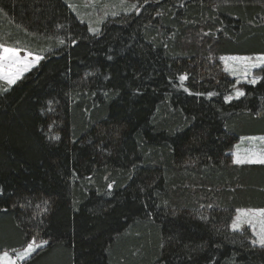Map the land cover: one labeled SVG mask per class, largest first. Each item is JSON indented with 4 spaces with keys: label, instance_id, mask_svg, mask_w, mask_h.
<instances>
[{
    "label": "trees",
    "instance_id": "obj_1",
    "mask_svg": "<svg viewBox=\"0 0 264 264\" xmlns=\"http://www.w3.org/2000/svg\"><path fill=\"white\" fill-rule=\"evenodd\" d=\"M122 2L92 34L64 0H0V45L41 57L0 81V254L35 240L20 264H264L232 228L264 209V165L230 154L264 136V67L240 84L219 60L264 56V0Z\"/></svg>",
    "mask_w": 264,
    "mask_h": 264
},
{
    "label": "snow or ice",
    "instance_id": "obj_2",
    "mask_svg": "<svg viewBox=\"0 0 264 264\" xmlns=\"http://www.w3.org/2000/svg\"><path fill=\"white\" fill-rule=\"evenodd\" d=\"M91 31H97L94 29H90ZM63 43V41H61ZM20 49L16 48H9L5 47L3 45H0V80H4L7 82L8 85H13L17 82V80L20 78L22 71H26L28 67L30 66L27 61L29 56H31V53H26L23 59L20 57ZM41 59V57L36 56L34 57L33 63L38 62ZM221 59H225L224 57H221ZM228 59L239 61L244 64V75L247 77L251 75V69L260 67L261 65H264V56H257L255 60H253L252 57H230ZM23 65V68L20 66ZM186 77L181 76L180 80L183 81ZM260 79L259 77H254L248 82L251 84H255L257 80ZM209 95H212L209 93ZM244 92L237 90L236 91V97L243 96ZM232 96H226L225 101L231 100ZM55 139V137H53ZM261 140H264V137L260 138ZM245 160L236 159L234 160V163L240 164L245 163ZM248 163H260L264 164V157H257L255 159H248ZM112 186L109 185V188ZM257 216H259L261 219H259V224L261 225L260 231L256 233L257 239L253 240L252 243L254 245L259 244L261 247H264V209H258V210H238L237 216L235 220L233 221L232 228L234 230H237L241 227V225L247 224L249 226L253 227V231L255 232V225L257 223ZM47 241H41L40 243H37L35 240L32 242H29L26 246V248L22 252H18L16 254V258L20 260H24L26 258H29L31 254L36 251L37 248L43 247L45 244H47ZM0 262L2 264H15V262L9 257V254L7 252L0 255Z\"/></svg>",
    "mask_w": 264,
    "mask_h": 264
},
{
    "label": "rangeland",
    "instance_id": "obj_3",
    "mask_svg": "<svg viewBox=\"0 0 264 264\" xmlns=\"http://www.w3.org/2000/svg\"><path fill=\"white\" fill-rule=\"evenodd\" d=\"M64 1L70 7L72 12L76 15V17L81 22H83V23H85L87 25L88 30L92 34H94L96 32L98 33L100 31L102 25L105 22H107L109 19L115 17V16H112V14L109 13V11L107 10L108 6H106L105 4H108L110 2H114V3H119L120 5H122V3H123L122 0H64ZM102 2H104V4H101ZM100 6H102V9L100 8V10L98 11V8ZM119 12L120 13H125L122 10H119ZM90 29H94V30H97V31H91ZM25 54H26L25 52H21L20 51L21 59H23ZM34 57L35 56H29L27 63L30 66L28 67V69L26 71H22V74H21L20 78L23 75H25L26 73H28L31 70H33L38 65L40 60L38 62L33 63ZM230 57H237V56H224L225 59L222 60L221 57H220L219 60H220V62L222 64V66H223L224 71L227 74H229V76L231 78L235 79L236 82H238L240 84L252 85L251 83L248 82L249 80H251L254 77L262 78L261 69L264 67V65H261L260 67L251 69V75L246 77L244 75V71H243L244 64L242 62H239V61H234V60L228 59ZM239 57H242V56H239ZM247 57H252L253 60H255V58L257 56H247ZM20 67L23 68V65H21ZM259 80L260 79H258L257 82ZM0 81L3 82L6 86H12V85H8L7 82L4 81V80H0ZM258 144H261V147H257ZM251 146H253L254 149H252ZM246 151H248V152L245 153V155H244L245 157L244 156H240L238 158H235V160L236 159H241V160L243 159V160L246 161L244 164H252V163H248L247 160L250 159V158L255 159L257 157H264V140L251 139V141L247 142ZM257 151H258V154H256ZM252 154H254V155H252ZM247 156H250V157H247ZM231 159L234 162V159H233L232 156H231ZM244 211H247V210H244ZM237 213H238V211L235 213V218L237 216ZM256 219H257V223L255 225V232L253 231V227L249 226L247 224L241 225V227L239 228V230L244 229V230L249 231L252 235L255 236L253 238L254 240L257 239L256 233H258L260 231V228H261V225L259 224V219H261V218L259 216H257ZM24 249L19 250V251H15V252H7L9 254V257L15 262V264H20L22 261L25 260V259L24 260H20V259L16 258V254L18 252H22ZM38 249L39 248H37L36 251ZM0 255H2V254H0ZM0 264H2V262H0Z\"/></svg>",
    "mask_w": 264,
    "mask_h": 264
},
{
    "label": "crops",
    "instance_id": "obj_4",
    "mask_svg": "<svg viewBox=\"0 0 264 264\" xmlns=\"http://www.w3.org/2000/svg\"><path fill=\"white\" fill-rule=\"evenodd\" d=\"M261 137H264V136L248 137V138H241V139H239L236 142V144L234 145L232 151L230 152V154L233 157V159L235 160V158H238L240 156H244L245 153L248 152V151H246V145H247V142L248 141H251V139H255V140L256 139H260ZM251 147H252V149H254L253 146H251ZM257 147H261V144H258ZM256 154H258V151H257ZM252 155H254V154H252ZM247 157H250V156H247ZM240 164H242V163H240ZM252 164H260V163H252ZM260 165H264V164H260Z\"/></svg>",
    "mask_w": 264,
    "mask_h": 264
}]
</instances>
